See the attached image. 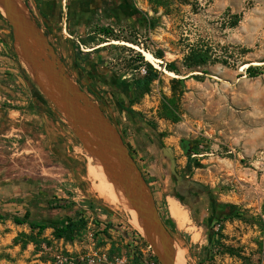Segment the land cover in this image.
I'll list each match as a JSON object with an SVG mask.
<instances>
[{"label":"rangeland","instance_id":"374dc122","mask_svg":"<svg viewBox=\"0 0 264 264\" xmlns=\"http://www.w3.org/2000/svg\"><path fill=\"white\" fill-rule=\"evenodd\" d=\"M98 19L75 34L66 31L63 19L61 34L76 39L78 52L88 58L85 69L94 68L96 63L109 71L110 79L126 82L135 100L133 109L172 149L177 170L190 169L192 177L219 201L230 204L227 215L209 232L182 202L191 223L188 231L180 228L169 216L167 192L155 160H162V156L149 154L146 144L141 145L142 164L151 174L148 178L158 209L174 230L176 248L186 249L190 264H264V0H130L126 11ZM103 43L106 45L100 46ZM193 46L209 50L213 59L194 71L184 66ZM143 51L162 61L146 60ZM64 54L68 59V51ZM148 64L158 70V77L149 92L138 96L134 82L146 74ZM249 65L261 66L259 75L250 76ZM16 89L14 85L12 90ZM173 97L179 114L176 121L166 117L163 108ZM23 101H0V167L7 177L17 173L25 179L23 194L18 196L20 205H13L11 194H3L0 212L23 214L22 206H27L41 218L63 220L80 208L88 219L87 227L74 241L56 239L53 228L46 229L42 236L47 241L30 249L40 254L34 259L51 262L45 245L54 251L80 248L89 232L117 251L132 250L128 244L133 240L138 241L137 247L146 248L144 238H136L140 230L132 225L129 208L109 203L93 189L87 153L64 121L50 111L54 125L49 123L45 128L41 116L31 110L33 99ZM9 109H19L25 118L36 113L32 122H37L39 129L26 119L18 123L20 114L10 115ZM15 124L22 131L14 130ZM16 133L20 136L15 137ZM27 133L33 140H28ZM97 198L102 202L93 201ZM10 221L18 225L10 218H0V264H15L32 243L15 242L20 233L31 232L28 224H21L27 230L18 231L11 242L2 243L13 232ZM110 223L112 227L103 232ZM17 245L20 250H15ZM31 258L24 257L25 262L19 264H29ZM39 261L34 264H41Z\"/></svg>","mask_w":264,"mask_h":264},{"label":"water","instance_id":"95a60500","mask_svg":"<svg viewBox=\"0 0 264 264\" xmlns=\"http://www.w3.org/2000/svg\"><path fill=\"white\" fill-rule=\"evenodd\" d=\"M0 12L11 28L14 52L31 82L136 212L140 233L157 260L176 264L175 237L162 220L150 186L115 126L73 79L23 0H0Z\"/></svg>","mask_w":264,"mask_h":264},{"label":"flooded vegetation","instance_id":"af4514ba","mask_svg":"<svg viewBox=\"0 0 264 264\" xmlns=\"http://www.w3.org/2000/svg\"><path fill=\"white\" fill-rule=\"evenodd\" d=\"M64 5L65 9L58 11L53 20L45 19V25L43 21L40 22L37 18L36 20L45 31L49 41L54 45L56 52L67 65L73 79L79 84L81 89L101 107L105 116L115 126L129 154L141 170L148 185H151V181L148 178V175L151 174L149 170L146 169L145 165L142 164L144 154L140 147L143 144H146V148L149 149L148 151L150 152L149 154L155 155L156 153H160L162 156V160H160V158L155 160L159 162L160 178L163 180L162 182L165 186L164 190L167 192V195L175 194L181 198L184 203L188 204L195 218L206 226L209 232H212L218 222L227 215L228 208L223 207V202L219 201L207 186L194 179L186 168L177 170L176 158L172 149L161 142L160 136L153 126L140 117L133 109L131 91L126 82L115 81L113 78L110 79L107 77L109 71L101 70L99 68L100 65L96 63L93 64L94 68L89 70L88 68L85 69L88 66V58H86L84 54L82 55L78 52L76 39L71 35L75 34L76 30H79L83 26L90 27L96 20H99L98 18H111L119 11H126L130 6V0H64ZM63 19H65L66 31L71 33L68 34L70 38H64L61 34L63 31L61 26ZM5 39H11L13 43L11 28L0 12V40L4 42ZM67 51L69 53L68 59L64 54V52ZM14 54L16 55L15 52ZM90 64H92L91 61ZM97 71L100 73L97 74ZM31 84L36 96L35 100H33L34 107L37 108L35 106L36 100L39 103V108H37L38 113L40 114L42 112L44 115L47 114L51 116V111L53 115H57L45 98L47 104L44 105L45 103L35 91V85L32 82ZM44 106H48L47 109L50 108V110H46ZM64 124L68 127L65 122ZM45 134L44 131V136ZM73 136L75 137L74 134ZM137 137H140L141 140H136ZM75 139L83 148L80 141L76 137ZM138 141L141 142L138 143ZM7 176L8 175H4L5 178ZM11 178V183L15 190L10 192V196L13 197L12 199H15L13 205L19 206L21 202H19L18 196L23 194L21 184L23 182L22 180L25 179H21L17 173H14ZM150 189L154 195L151 186ZM22 207L24 213L29 210L34 218L45 219L47 221H55L58 219L41 218L30 207ZM24 213L12 212L11 214L24 215ZM168 229L171 232V228L168 227Z\"/></svg>","mask_w":264,"mask_h":264},{"label":"trees","instance_id":"16d2710c","mask_svg":"<svg viewBox=\"0 0 264 264\" xmlns=\"http://www.w3.org/2000/svg\"><path fill=\"white\" fill-rule=\"evenodd\" d=\"M239 17V16H236ZM236 24H232V26H235ZM105 34H108V30H104ZM212 59L211 54L209 53V50H205L204 48H200L199 46H193L190 50V52L185 56L184 58V66L187 69H190L192 71L197 70L199 68L204 67L206 64H208ZM261 66H254L249 65L247 67V72L250 76H257L261 72ZM25 77L27 80H30L29 75L25 74ZM158 77V70L153 68L150 64H148L146 68V74L142 76L141 78H138L134 82V88L135 92L138 94V96L143 95L150 91L151 84L154 80H156ZM180 81V80H178ZM35 91L37 92V95L40 97V99L45 103L44 97L40 94L38 89L35 87ZM135 100H132L131 103H134ZM176 99L173 97L169 99L168 102L164 103V115L174 121L179 119L178 114V108L176 106ZM35 106L39 108V103L36 100ZM48 107V106H47ZM50 110V108L48 109ZM189 171V174H191L190 169H187ZM181 201L182 199L179 198ZM98 203H101L102 200L100 198H97L96 200ZM103 206L102 204H100ZM223 207L229 208L230 204H222ZM65 207V206H63ZM70 207V206H66ZM105 208V207H104ZM105 211L107 214H110V211L105 208ZM161 218L166 224V226L170 227L168 222L166 221L165 217L161 214ZM169 216L171 219H173L169 213ZM0 218L6 219L10 218L14 221V223L21 225V224H28L31 228V232L29 234L22 232L19 234L18 237L15 238V242L18 243L19 241L23 242L24 244L32 242L35 245L41 244L43 241H47L45 237L42 235L44 234V231L48 228H53V236L56 239H63L65 241H74L77 236L84 230L88 225V219L86 218L84 214V210L77 208L70 214H67L63 220H55V221H47L45 219H37L32 217L31 212L27 210L24 215H18V214H11L6 212H0ZM112 223L107 224V226H104L102 229L103 232H108V230L112 227ZM176 227V226H175ZM171 228V227H170ZM174 230L171 228V232L174 235ZM22 239V240H20ZM145 242V241H144ZM49 244V242H46ZM146 243V242H145ZM101 244H104L101 242ZM146 245H148L146 243ZM118 248L115 246H112V253L116 252Z\"/></svg>","mask_w":264,"mask_h":264},{"label":"crops","instance_id":"0c3cea01","mask_svg":"<svg viewBox=\"0 0 264 264\" xmlns=\"http://www.w3.org/2000/svg\"><path fill=\"white\" fill-rule=\"evenodd\" d=\"M23 1L27 4L28 8L31 10L35 18H37L40 22L43 21L44 25L46 24L45 19L53 20L56 17L58 11L65 9L64 0H23ZM24 73L26 75L28 74L24 65L20 62L18 57L14 54L11 39H5L4 42L0 40V101L11 103L13 102L14 98H19V99H24L23 102L27 103V101L30 98L35 100L36 96L34 94V89L30 85L31 79L27 80ZM2 84H5L7 86H3ZM14 85L17 86L16 91L12 90ZM19 89H21L23 93L25 92V95H20L19 92H17V90ZM25 89H28V91H25ZM27 94L30 95L29 99H27ZM31 104H32L31 110L41 116L42 124L45 128H48L49 123L51 124V126L54 125L52 120H50L49 115L46 114V116L49 118L48 119L44 116V113L41 112L39 114L37 111V108H35L33 105V101H31ZM29 110L27 111L31 112ZM9 112H10V115L15 114L17 116L18 114H20L21 117L19 119L18 118L16 119L18 123H21L22 120L26 119L25 120L26 123H29V124L33 123L32 125L35 126V130L39 129L38 127L39 125L37 124V122L35 123L32 122V121H36L35 119H37L36 113L30 114L29 118H25V113L24 112L22 113L19 109H9ZM0 119H1V113H0ZM30 119H32L31 122H29ZM15 125L17 127L15 126L12 127L14 130L22 131V128L18 127V124H15ZM41 132H42V129H41ZM1 135H5V134H1ZM10 135H13V134H10ZM41 135L44 137V130ZM5 136L7 137L9 135L6 134ZM14 136L16 137L20 135L16 133L14 134ZM26 136L28 140H31V139L33 140L32 135L27 133ZM11 182H12V178L11 177L5 178L3 174V170H1V167H0V201L3 200L2 199L3 194H11L10 192L15 190ZM170 195L171 194H168L167 197ZM8 226L12 228L13 232H11L10 238H4L3 239L4 242L2 243L11 242V240H13L15 236H17L18 231L21 232L23 230L25 231L27 230L26 226L15 225L12 223V221L8 223ZM33 245H34L33 243L28 244L29 250H25L24 252H26V254L21 255V258L18 259L15 264L24 263L25 262L24 257H32L31 258L32 261L29 264H34V262L39 261V259H34V258H37L40 254L30 252V249H34ZM16 249L20 250V246L19 245L15 246V250ZM39 262L41 264H51L50 261H47L46 263H43L42 261H39Z\"/></svg>","mask_w":264,"mask_h":264},{"label":"built area","instance_id":"2783aa9c","mask_svg":"<svg viewBox=\"0 0 264 264\" xmlns=\"http://www.w3.org/2000/svg\"><path fill=\"white\" fill-rule=\"evenodd\" d=\"M136 238L142 239L139 232ZM82 246L76 249L54 251L52 246H44L47 252H51V264H161L154 256L149 245L139 246L137 240L128 244L134 247L132 250H122L112 253L110 243L101 244L100 238L92 232L85 235Z\"/></svg>","mask_w":264,"mask_h":264},{"label":"bare ground","instance_id":"6f19581e","mask_svg":"<svg viewBox=\"0 0 264 264\" xmlns=\"http://www.w3.org/2000/svg\"><path fill=\"white\" fill-rule=\"evenodd\" d=\"M114 43L119 44L118 42H114ZM103 45H106V43H103L100 46H103ZM129 45L140 50V48L134 44L129 43ZM143 53L146 56V60L150 62L158 64L162 61L161 59L156 58L150 52L143 51ZM87 158L89 160L88 169H87L88 175L92 182V187L97 192V194L111 204L122 203L129 208L126 199L115 190L114 185L107 178L105 172L103 171L102 166L99 165L89 155H87ZM167 205H168V210H169L171 217L176 221L178 226L188 231L190 229L189 225L191 223V220L189 218V213L186 210V208L174 196L167 197ZM129 210L133 218V220H131L132 225L135 228L141 230L139 223H138L136 212L130 208ZM193 238L195 239V237ZM188 261L189 259L187 257L186 249L183 247H177L176 264H190Z\"/></svg>","mask_w":264,"mask_h":264}]
</instances>
